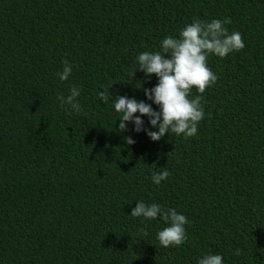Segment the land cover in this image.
I'll list each match as a JSON object with an SVG mask.
<instances>
[{
	"label": "trees",
	"instance_id": "1",
	"mask_svg": "<svg viewBox=\"0 0 264 264\" xmlns=\"http://www.w3.org/2000/svg\"><path fill=\"white\" fill-rule=\"evenodd\" d=\"M194 18L228 19L245 43L208 56L218 79L188 97L202 95L197 135L121 131L98 93L151 103L157 78L137 54ZM73 86L79 113L57 99ZM136 201L185 215V243L160 246L167 225L131 217ZM208 252L264 264V0H0V264H196Z\"/></svg>",
	"mask_w": 264,
	"mask_h": 264
},
{
	"label": "clouds",
	"instance_id": "2",
	"mask_svg": "<svg viewBox=\"0 0 264 264\" xmlns=\"http://www.w3.org/2000/svg\"><path fill=\"white\" fill-rule=\"evenodd\" d=\"M228 23V19H212L207 22L194 18L179 31L178 36L163 38L159 43V50L138 53L137 69L147 77L154 74L157 78L155 86L143 89L146 100L151 103L121 95L113 99L110 93H98L99 99L105 104L111 97L112 107L119 115V129L125 131L126 122H130L135 132H144L153 142L159 141L166 133L178 137L182 135L185 139L196 136L198 124L205 115L201 105L202 95L193 99L188 97L193 88L197 93L203 94L206 88L214 85L218 79L208 67V56L214 55L223 59L245 47L242 34L239 31L229 33L225 27ZM62 63V71L56 75L63 82L72 75L73 65L66 60ZM80 93L79 86L71 87L69 95L57 97L60 106L67 105L71 112H81L77 99ZM153 105L157 106L158 110L154 109ZM143 117L147 118L151 129L155 131L144 127ZM125 139L129 145L134 143L130 137ZM169 175V171L165 169L153 172L150 179L154 185H160ZM130 216L141 218L142 223L156 220L158 217L162 219L167 226L156 232V240L164 248L179 247L187 239L185 225L189 221L175 209H165L159 203L146 204L136 201ZM236 254H239V250ZM196 264H224V258L221 254L208 252L202 257H197Z\"/></svg>",
	"mask_w": 264,
	"mask_h": 264
}]
</instances>
